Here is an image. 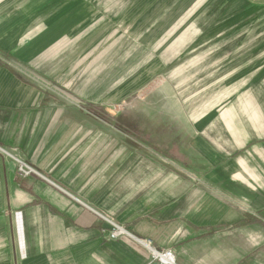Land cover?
Segmentation results:
<instances>
[{"label": "crops", "instance_id": "crops-1", "mask_svg": "<svg viewBox=\"0 0 264 264\" xmlns=\"http://www.w3.org/2000/svg\"><path fill=\"white\" fill-rule=\"evenodd\" d=\"M254 4L0 0V264H264Z\"/></svg>", "mask_w": 264, "mask_h": 264}, {"label": "rangeland", "instance_id": "rangeland-1", "mask_svg": "<svg viewBox=\"0 0 264 264\" xmlns=\"http://www.w3.org/2000/svg\"><path fill=\"white\" fill-rule=\"evenodd\" d=\"M253 6V18L251 20L223 21L220 19L214 22V27H219L221 31H253L252 36H246L245 32L244 34L238 33V42H244L252 38V42L260 43L264 39L260 35L261 31H264V20L260 19V5L254 4ZM0 58L8 59L5 53L1 51Z\"/></svg>", "mask_w": 264, "mask_h": 264}, {"label": "built area", "instance_id": "built-area-1", "mask_svg": "<svg viewBox=\"0 0 264 264\" xmlns=\"http://www.w3.org/2000/svg\"><path fill=\"white\" fill-rule=\"evenodd\" d=\"M18 176L21 178H26L35 171L25 165L24 163L19 162L17 168ZM109 225L112 226L113 230L109 232V240H116L121 236H125L128 233L121 227H118L111 221H107ZM138 243L146 248L149 251L151 262L156 264H176L173 253L171 250L158 251L152 247V243L148 240H138Z\"/></svg>", "mask_w": 264, "mask_h": 264}, {"label": "water", "instance_id": "water-1", "mask_svg": "<svg viewBox=\"0 0 264 264\" xmlns=\"http://www.w3.org/2000/svg\"><path fill=\"white\" fill-rule=\"evenodd\" d=\"M104 228H106V229H108V230H110V231H112L113 230V228H112V226L111 225H107V224H105L104 225Z\"/></svg>", "mask_w": 264, "mask_h": 264}]
</instances>
